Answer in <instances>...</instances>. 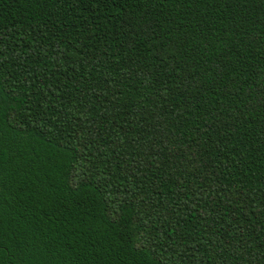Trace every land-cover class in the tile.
Returning <instances> with one entry per match:
<instances>
[{"label":"trees","instance_id":"trees-1","mask_svg":"<svg viewBox=\"0 0 264 264\" xmlns=\"http://www.w3.org/2000/svg\"><path fill=\"white\" fill-rule=\"evenodd\" d=\"M0 264H264V0H0Z\"/></svg>","mask_w":264,"mask_h":264}]
</instances>
